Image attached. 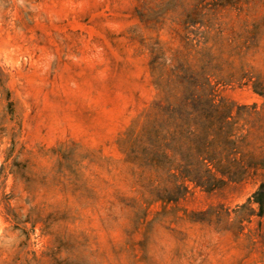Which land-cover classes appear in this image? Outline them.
I'll return each instance as SVG.
<instances>
[{"label": "rangeland", "instance_id": "1", "mask_svg": "<svg viewBox=\"0 0 264 264\" xmlns=\"http://www.w3.org/2000/svg\"><path fill=\"white\" fill-rule=\"evenodd\" d=\"M196 6L208 22H189ZM263 17L264 0H0V264H264L202 213L245 202L264 174L165 205L122 146L158 98L153 57L170 61L184 33L209 38L221 96L261 106L264 24L256 51L238 49Z\"/></svg>", "mask_w": 264, "mask_h": 264}, {"label": "trees", "instance_id": "2", "mask_svg": "<svg viewBox=\"0 0 264 264\" xmlns=\"http://www.w3.org/2000/svg\"><path fill=\"white\" fill-rule=\"evenodd\" d=\"M199 16L196 6L189 22H208ZM262 24L264 17L248 31L238 49L242 57L256 51ZM182 39L186 47L177 49L170 61L165 55L153 57L158 98L144 122L128 130L122 141L138 168L146 200L165 205L177 204L193 187L212 191L264 174V103H237L221 96L212 77L223 74V69L206 46L209 38L204 46L189 33ZM221 77L231 82L237 75L232 71ZM246 77L253 80L254 75L242 72L237 79ZM253 90L264 96L261 75L253 80ZM202 213L218 221L227 219L233 241L244 239L249 253L258 245L264 252V179L245 202L233 208L221 204ZM254 219L257 226L251 227Z\"/></svg>", "mask_w": 264, "mask_h": 264}]
</instances>
